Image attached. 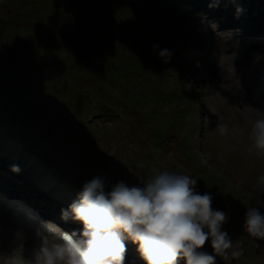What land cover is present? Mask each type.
<instances>
[{
	"label": "rangeland",
	"instance_id": "1",
	"mask_svg": "<svg viewBox=\"0 0 264 264\" xmlns=\"http://www.w3.org/2000/svg\"><path fill=\"white\" fill-rule=\"evenodd\" d=\"M109 1L88 0L87 7L92 10L105 5L121 41L113 38L111 49L116 54H125L136 67H131L126 60L121 69L137 78L143 76L147 79L156 75V83L154 80L151 87L156 90L153 92L146 86L130 87L119 98L109 90L111 85H104L107 76L103 75V81L90 76L87 81L95 87L87 89V99L81 98L78 103L71 89L73 83L65 82V77L54 68L67 73L71 79L78 76L87 79L88 74L100 65L90 66L89 72L83 70L79 60L74 59L76 54L68 51L66 44L69 39L63 41L59 36L61 41L56 43L59 47L51 51L52 57L48 62L28 52L23 56V52L5 48V52L0 53V71L7 72V75L0 84L7 87L13 78L17 84H22L27 77L25 84L29 85V90L26 93L17 91L15 102L34 107L36 114L44 106L52 109L44 118L19 111L14 119L11 110L0 109V159H3L0 161L8 162L19 156L20 164L17 165L21 166V172H32L30 176L26 173L20 176L24 175L30 182H34L36 172L43 183L35 181L34 186L37 191L39 187V192L48 199L46 205L31 200L39 207L44 206L42 209L45 211L55 210L58 217H61V211L55 208L58 203L53 200L61 205L67 201L59 196L56 183L72 188L74 193L79 180L82 181L85 175L87 180H91L89 175L92 173L93 177H104L105 190L110 191L119 181L129 186H143L149 177L161 171L187 174L197 179L199 194L208 192L213 196L214 209L228 213L229 220L224 230L234 241H243V255L231 264H264V241L250 238L243 229L247 207L257 206L264 212V191L258 188V178L264 175V157L248 152L252 124L264 115V88L257 81L260 72L264 71V33L259 32L264 29L258 25L259 28L241 25L248 21L249 11L242 12L238 18L236 10L232 9L214 14L213 8L204 9L198 4L205 0H117L121 3L119 5ZM245 2L264 14V0ZM77 3L84 4L86 0ZM15 8L19 10L17 6ZM57 8L58 3L53 2L44 11L48 14ZM120 10L124 11L123 15L119 14ZM5 12V9L0 11V25L3 22L9 24L10 36V32L20 35V26L28 27L31 22L37 26L42 24L36 20L41 17L22 19L20 16L24 14L21 13L10 19L6 18ZM85 13V8L75 12L77 19L83 18L81 25H77L81 32L85 31L87 23H94L91 18L87 19ZM104 21L108 23L109 20ZM94 34L97 36L99 32L94 29ZM10 36L0 31V50L7 44L10 46L13 41ZM20 37L23 42L29 41L30 46L33 44L34 38L26 34ZM116 44L120 47L117 48ZM153 44L173 50L169 63L161 61L158 50L153 51ZM27 48L30 49L28 45ZM146 48L152 51L154 61H158L157 70H152L137 58L136 52L140 53L137 50ZM88 62L97 65L90 59ZM11 69L17 72L11 74L6 71ZM40 83H46L45 89L40 88ZM134 84L136 82H132V86ZM75 85L82 89L77 82ZM61 91L66 95L60 94ZM152 93L154 97L147 103L143 97ZM162 97L167 99L162 102ZM35 121L36 131H43L46 127L55 129V134L70 137L71 142L65 150L71 158L49 147H45L48 151L36 148L37 135L27 131ZM218 124L228 125L226 135L219 133ZM50 160L52 163L49 164ZM47 175L48 183L44 179ZM52 186L54 188L50 190ZM0 188L4 187L0 184ZM9 191L13 193L15 190ZM1 206L9 210L2 194ZM10 212H14L12 208ZM68 222L73 230H82L80 223ZM1 227L0 223V261L13 260L19 258L17 254L24 256V252H32L34 247L31 245L23 248L18 245L9 250L10 243L1 237ZM202 250L212 254L210 242H206ZM132 253L137 254L134 249ZM216 259L217 264H226L220 257ZM182 263L186 264L181 260L179 264Z\"/></svg>",
	"mask_w": 264,
	"mask_h": 264
},
{
	"label": "clouds",
	"instance_id": "2",
	"mask_svg": "<svg viewBox=\"0 0 264 264\" xmlns=\"http://www.w3.org/2000/svg\"><path fill=\"white\" fill-rule=\"evenodd\" d=\"M235 3V0H231ZM220 0H211L210 8ZM244 11L236 7L237 18ZM163 63H169L174 52L159 44ZM226 135L227 124H218ZM248 152L264 157V115L256 118L249 132ZM10 171L19 174L18 165ZM197 179L187 174L161 171L149 177L143 186H129L119 181L105 190L102 176L93 177L82 186L67 208L61 209V219L82 225L81 231L66 232L53 222H43L36 235L40 244L31 257L15 258L12 264H124L130 240L146 264H217L220 257L231 264L244 252L243 241H234L224 230L229 215L212 207L213 196L199 194ZM258 188L264 191V175L258 178ZM244 232L250 238L264 241V212L260 207L246 208ZM24 233L18 230L16 242L24 247ZM210 241L212 254L203 251Z\"/></svg>",
	"mask_w": 264,
	"mask_h": 264
},
{
	"label": "trees",
	"instance_id": "3",
	"mask_svg": "<svg viewBox=\"0 0 264 264\" xmlns=\"http://www.w3.org/2000/svg\"><path fill=\"white\" fill-rule=\"evenodd\" d=\"M25 1L27 0H0V11L1 9L3 10L5 9L6 10L5 14L7 15L6 18H10V19H12L14 15H19L21 13L24 14L23 16L19 15L20 17H23L22 19L26 18L28 20H31L34 17H39V18L41 17L40 19H36V20L41 21L42 24L37 26V23L29 21L32 23L30 26L23 28L20 26L21 29L20 35H18V33L14 34L10 32L13 41L9 43L10 46H8V44L4 46V48L0 50V53L5 52L4 50L5 48H7L8 51L12 49V51H19L21 53L23 52L22 53L23 56L25 55L24 52H28L30 54L36 53L35 57L37 58L41 57L43 61L45 60V62H48V60H50V57H52L51 51L55 50V47L56 48L59 47L58 46L59 44L56 43L59 40L61 41V39L63 41L69 39L68 41L66 40L67 41L66 45L67 48L69 49L68 51L74 52V54H76L74 59L79 60V65L83 70L89 72L90 66L96 67L100 65L98 69L94 68L95 71L92 74L90 73L88 74L87 79L80 76L76 77L75 79H71L70 77H68L67 73L60 72L61 70L54 68L55 72H59V74H61L62 77H65V79L63 78L65 82L67 80V82H71L74 84L73 86L71 85V89L72 92H74V94L76 95L78 103H80L79 101H81V98L87 99V94H88V92H86L87 89L91 87H95L93 86V84H90L89 81H87L88 77L90 76L96 78L99 77L101 78V80L103 79V75L107 76L108 77L107 79L104 78V80H106L104 81V85H111L112 88L109 90H112L119 98L122 97L123 93L126 92L130 87L134 89H138V87L141 86H146L151 88L154 85V80L156 83L157 80L156 75H153L152 78H150L151 77L150 75L147 79L143 78V76L137 78V76L136 77L130 76V74L126 71V69H121L122 68L121 64H123L126 60H129L131 67L133 68L136 67H134L131 64L130 59L126 58L125 54L123 55V53L120 54L119 52L116 54L113 52V49H111L113 48L112 47L113 38L114 39L116 38L117 41H120V39L117 38L118 37L117 30H115L114 26L112 25L110 13L108 12V9L104 8L105 5L93 7V9L90 10V8L87 7L88 0H86V3L84 4L77 3V1L79 0H74V1L73 0H42V1L31 0L28 3H26ZM53 2L58 3L57 11L54 9L47 14L46 11L44 10H46L48 8V5ZM110 2L116 3L118 5L121 4L118 3L117 0H110L109 3ZM15 6H17L19 10H17ZM83 8L86 9L85 15L87 19L89 20L91 18L94 21L93 24L87 23L84 29L86 32L85 31L81 32L80 30H77L78 27L77 25L79 26L81 25V21L83 20V18L81 17L80 20L77 19V16H75V12L79 11L80 9L81 11H83ZM81 13L83 14V12ZM123 13H124L123 10L119 11V14L123 15ZM42 14L44 15L42 16ZM29 16L30 18H28ZM47 17H49L50 19H48ZM117 18L122 19L118 16ZM104 19H108L109 20L108 23H104L105 22ZM3 25L6 28H8V30L10 31L8 26L9 24L3 22ZM94 29L95 31L97 30L99 32V35H101V37L98 34L97 36L95 34L93 35ZM0 31H2V33L3 32L5 33L4 28L0 27ZM24 34H26V36L29 38H34L33 44L31 46L30 43H28L29 41L27 42L22 41V38L20 36L22 35V37H24ZM17 35L18 37H16ZM59 36L61 37V39H59ZM87 39H91V40H87ZM27 45L29 46L30 49L27 48ZM116 46L118 48L120 47V44H116ZM137 51H140V53L138 52L136 53L138 55L137 58L141 61V63H144L145 65L148 64L147 67H150L152 70L158 69L157 67L159 66V63L158 61L156 62L154 61L152 57L153 55L152 53H150L152 52L150 49L146 48V50L142 49ZM87 59L96 62L97 65L93 66L89 64ZM6 71H8L11 74H15L17 72L15 69L6 70ZM77 74H80V72H78ZM6 75L7 72H4L3 70L0 71V82L2 79L5 78ZM15 76L17 77V75ZM27 79L28 78L26 77L25 83H27ZM44 80L45 82L48 81L46 78ZM75 82H77L82 89L76 87ZM132 82H136V84L132 86ZM17 83L18 81L15 78H13V81H11V83L8 84L7 87H4L3 85L0 84V106H2L0 107V109L11 110L13 112V119L16 117V114H18L19 111L20 112L27 111L32 115L39 116L41 118L46 117V115L49 114V109H52L49 106H44L43 109L41 110L38 109L36 114V110L34 107H30L27 104L20 105V103L15 102V96L17 97L16 94L17 91H22L26 93V91L29 90L28 84L25 83L17 84ZM39 86L40 88L45 89L46 83H40ZM151 89L154 92L155 88L154 89L151 88ZM83 93L86 94L83 95ZM60 94L66 95L62 91ZM153 94L154 93H152V95L147 94L148 97H143L145 98L147 103L151 102V100L154 97ZM165 98L162 97V102L165 101ZM68 99H70V97ZM86 105L90 106V104L88 103H86ZM36 125L37 123L35 121L34 125L28 128L27 131L29 133L31 132L37 135L38 137L37 146H36L37 149L41 147L44 149V151H48L45 149V147H49L53 149L56 153L65 155L67 158H71L68 154H66V150H65L67 144L71 142L70 137L63 136L62 134L59 133L55 134L54 132H50L46 127L43 128V131L37 129L36 127L37 129L36 131L34 130ZM42 158L45 161H47L45 157L42 156ZM48 163L49 164L52 163V160H50V162Z\"/></svg>",
	"mask_w": 264,
	"mask_h": 264
},
{
	"label": "bare ground",
	"instance_id": "4",
	"mask_svg": "<svg viewBox=\"0 0 264 264\" xmlns=\"http://www.w3.org/2000/svg\"><path fill=\"white\" fill-rule=\"evenodd\" d=\"M41 183L42 182H40V184ZM10 204L7 207L9 210H7L6 208H2V206L0 207L1 208L0 223L3 226V228L1 227L2 229L1 237L6 242L8 241L10 243V246H9L10 248L8 249L11 250L18 246L16 242V233L18 230H22L24 233V237H25L24 245H31L33 247L38 246L40 244V239L39 237H37L36 232L37 230H39V227H37L34 223L27 224L25 221L21 220V218H19L16 214H14L13 212H10L11 207H16V205H12V203ZM23 254L24 256H21L19 254L17 255L19 258H29L31 257L32 253L28 255L26 253H23ZM128 259L129 260L132 259L133 261H130V262L134 264H140L138 258H136L135 255H130ZM0 264H12V262L3 263L2 261H0Z\"/></svg>",
	"mask_w": 264,
	"mask_h": 264
}]
</instances>
